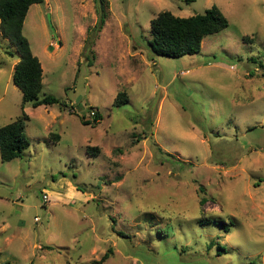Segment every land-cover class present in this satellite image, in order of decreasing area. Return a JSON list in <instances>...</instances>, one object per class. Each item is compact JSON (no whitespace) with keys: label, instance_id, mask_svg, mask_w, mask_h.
<instances>
[{"label":"rangeland","instance_id":"rangeland-1","mask_svg":"<svg viewBox=\"0 0 264 264\" xmlns=\"http://www.w3.org/2000/svg\"><path fill=\"white\" fill-rule=\"evenodd\" d=\"M214 5L229 26L199 53L151 50L158 13ZM23 32L67 107L23 104L0 32V127L30 116L0 154V261L264 264V0H46Z\"/></svg>","mask_w":264,"mask_h":264},{"label":"trees","instance_id":"trees-1","mask_svg":"<svg viewBox=\"0 0 264 264\" xmlns=\"http://www.w3.org/2000/svg\"><path fill=\"white\" fill-rule=\"evenodd\" d=\"M46 0H0V32L2 36L11 41L20 54L14 66L13 82L22 91V102L31 103L33 107L51 106L60 104L67 107L65 102H60L53 95L41 96L44 87L43 68L39 58L33 53L28 38L24 35V21L30 7ZM96 3L99 0H95ZM229 26V20L216 5L204 13L189 17H180L170 11H162L151 20L152 37L148 40L151 50L157 55L183 57L197 54L202 49V42L208 35L219 33ZM246 39V37H243ZM9 53L14 57L15 53ZM129 102L126 91H120L114 104L120 106ZM96 120L100 114L93 111ZM30 116L23 114L13 122L0 127V154L2 161L9 162L23 155L30 145V140L25 133L26 121ZM60 139L59 134L52 135ZM97 149V148H95ZM64 174V173H63ZM206 201L201 200V205ZM226 231L230 224H223ZM225 253V248L218 246L217 254ZM109 257L105 253L98 263L104 262ZM0 264H9L0 261Z\"/></svg>","mask_w":264,"mask_h":264},{"label":"water","instance_id":"water-1","mask_svg":"<svg viewBox=\"0 0 264 264\" xmlns=\"http://www.w3.org/2000/svg\"><path fill=\"white\" fill-rule=\"evenodd\" d=\"M48 21H49V25L51 27V31L56 34V28H55V26L53 24L51 15L48 16ZM56 36H57V34H56Z\"/></svg>","mask_w":264,"mask_h":264},{"label":"built area","instance_id":"built-area-1","mask_svg":"<svg viewBox=\"0 0 264 264\" xmlns=\"http://www.w3.org/2000/svg\"><path fill=\"white\" fill-rule=\"evenodd\" d=\"M44 198H45V200H47L48 199V195H44ZM37 219V218H36Z\"/></svg>","mask_w":264,"mask_h":264}]
</instances>
